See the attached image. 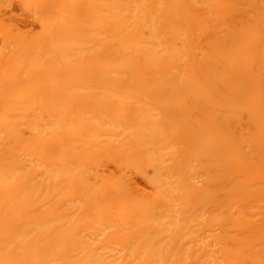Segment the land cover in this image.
I'll use <instances>...</instances> for the list:
<instances>
[{
	"label": "bare ground",
	"instance_id": "1",
	"mask_svg": "<svg viewBox=\"0 0 264 264\" xmlns=\"http://www.w3.org/2000/svg\"><path fill=\"white\" fill-rule=\"evenodd\" d=\"M19 2L0 264H264V0Z\"/></svg>",
	"mask_w": 264,
	"mask_h": 264
},
{
	"label": "rangeland",
	"instance_id": "2",
	"mask_svg": "<svg viewBox=\"0 0 264 264\" xmlns=\"http://www.w3.org/2000/svg\"><path fill=\"white\" fill-rule=\"evenodd\" d=\"M0 1H1V0H0ZM10 1H11V2H10ZM2 2H3V3H2ZM2 2H0V3H2L1 5H3V7L5 6L6 9H7V10H6L5 8L2 9V8L0 7V8L2 9V10L0 9L1 11H3L4 9L6 10V11L4 10V11L2 12L3 14H1V11H0V14H1V15H0V19H1V21L4 20L5 23H4V22H3V23H4L5 26H6V25L9 26V22H8V21L11 20V21H10V24L12 23V21H14V23H12V24H14V25L11 24L12 26H14V28H11L12 26L10 27V29H12V30L14 29L12 32L15 31V28H16V27H15V23H17V24H16L17 28H19V29L22 30V31L24 30V31H23L24 33H25V31H28V32L30 33L29 35H31V32H32V31H33L34 34L37 33V30L39 29V27H38L37 24H35V23L33 22V20H31V21L28 20V19H30V17L27 18V17L29 16L28 13H27L26 11H24L25 9L22 8V6H19V3H20L21 1L19 2V0H16V1L7 0V2L9 3V5L6 4V3H7L6 0H2ZM17 3H18V4H17ZM4 4H5V5H4ZM10 4H11V5H10ZM12 5H13V7H12ZM17 5H18L19 7H18ZM21 5H22V3H21ZM9 6L12 8V9H11V8H10V9L13 10V11H8V10H10V9L8 8ZM16 6H17V7H16ZM20 9H21V10H20ZM22 9H23V10H22ZM13 12H14V13H13ZM18 12H19V13H18ZM4 13H5V14L7 13L6 15H7V18H9V20H8V19H5V18H6V15H5ZM9 13H10L11 15L13 14L14 17H15L16 19L13 17V15H12V17H11V15H10ZM21 13H22V14H21ZM8 14L10 15V17L8 16ZM19 14H21L22 17H21V15H19ZM24 14H25V16H24ZM3 16H4V19H3ZM25 18H26V19H25ZM12 19H14V20H12ZM22 19H23V20L25 19L26 21H25V20H24V21H25L26 23H25ZM6 20H8V21L6 22ZM16 21H18V22H16ZM21 21H22V22H21ZM20 22H21V23H20ZM23 22H24V23H23ZM7 23H8V24H7ZM19 23H20L21 26L19 25ZM29 23H30V25H29ZM18 25H19V26H18ZM25 26H26V27H25ZM31 26H32V27H31ZM34 26H35V27H34ZM23 27H24V28H23ZM27 27H28V29H26ZM29 27L32 28V29H30ZM33 28H34V29H33ZM34 30H35V31H34ZM16 31L19 32V30H17V29H16ZM22 31H20V33H22ZM30 31H31V32H30ZM28 32H27V33H28ZM33 33H32V34H33ZM0 39H1V36H0ZM0 43H1V42H0ZM0 45H1V44H0ZM71 92H73V91H71ZM108 165H109V164H108ZM110 165L113 166L112 164H110ZM111 166H110V169H109V168H108V169H109V170H113V171H115V167H114V169H112L113 167H111ZM107 167H108V166H107ZM136 177H137V176H135V177H133V178H136ZM139 179H140V178H139ZM139 179L137 178L136 180L139 182V181H140ZM136 180H135V181H136ZM137 181H136V182H137ZM140 183H141V184H140ZM140 183H138V184L143 185V186L146 187V185L142 184V180L140 181ZM140 185H139V186H140ZM146 188H147V187H146ZM147 190H148V188H147Z\"/></svg>",
	"mask_w": 264,
	"mask_h": 264
}]
</instances>
